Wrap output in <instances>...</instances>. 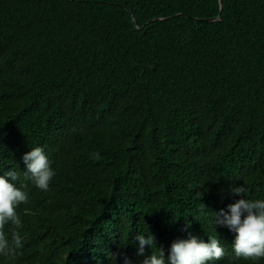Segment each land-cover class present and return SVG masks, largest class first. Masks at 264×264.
<instances>
[{
  "label": "trees",
  "instance_id": "obj_1",
  "mask_svg": "<svg viewBox=\"0 0 264 264\" xmlns=\"http://www.w3.org/2000/svg\"><path fill=\"white\" fill-rule=\"evenodd\" d=\"M37 145L48 191L22 174ZM0 168L29 193L7 264L135 261L148 229L166 254L190 231L225 241L208 264H264L213 224L230 184L264 199V0H0Z\"/></svg>",
  "mask_w": 264,
  "mask_h": 264
},
{
  "label": "clouds",
  "instance_id": "obj_2",
  "mask_svg": "<svg viewBox=\"0 0 264 264\" xmlns=\"http://www.w3.org/2000/svg\"><path fill=\"white\" fill-rule=\"evenodd\" d=\"M23 161V177L30 181L37 189L48 191L50 182L56 175L51 161L42 145L30 147L21 157ZM0 258L6 264L15 260L19 250L23 247L22 235L23 221L18 214V207L29 201V193L24 190L20 181L21 172L17 168H0ZM203 187V186H200ZM228 192L235 197L233 202L225 208L214 212L213 224L225 227L233 234L231 250L237 260L240 258L252 261L264 259V199H252L247 196L248 189L242 184L228 186ZM207 209L201 202L198 211L203 214ZM7 226V231L5 227ZM190 224L185 225V230ZM134 241L138 242L136 256L138 261L128 256L125 252L111 253L109 258L112 264H208L225 258L232 261L230 251L225 241L220 242L216 235H208L207 240L188 232L186 238L172 240L165 249L156 244L154 234L148 229L137 233ZM156 247L155 251L148 249Z\"/></svg>",
  "mask_w": 264,
  "mask_h": 264
},
{
  "label": "water",
  "instance_id": "obj_3",
  "mask_svg": "<svg viewBox=\"0 0 264 264\" xmlns=\"http://www.w3.org/2000/svg\"><path fill=\"white\" fill-rule=\"evenodd\" d=\"M219 6H220V10L222 9V2L221 1H219ZM130 13V12H129ZM131 15V14H130ZM175 15H178V14H175ZM132 16V15H131ZM164 18H166V17H161V18H154V19H159V20H162V19H164ZM217 18V17H216ZM216 18H206V19H200V18H196L197 20H199V21H207V22H209V21H213V20H215Z\"/></svg>",
  "mask_w": 264,
  "mask_h": 264
},
{
  "label": "bare ground",
  "instance_id": "obj_4",
  "mask_svg": "<svg viewBox=\"0 0 264 264\" xmlns=\"http://www.w3.org/2000/svg\"><path fill=\"white\" fill-rule=\"evenodd\" d=\"M138 261V260H135V262ZM135 264V263H134Z\"/></svg>",
  "mask_w": 264,
  "mask_h": 264
}]
</instances>
